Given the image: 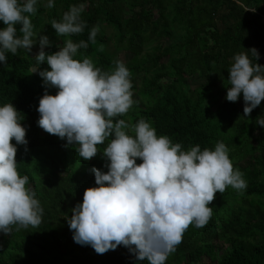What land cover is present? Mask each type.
<instances>
[{
	"label": "trees",
	"instance_id": "16d2710c",
	"mask_svg": "<svg viewBox=\"0 0 264 264\" xmlns=\"http://www.w3.org/2000/svg\"><path fill=\"white\" fill-rule=\"evenodd\" d=\"M80 3H85L84 31L57 36L51 20L62 19L71 5ZM45 5L46 0H38L37 11L27 15L36 33L47 30L42 34L52 43L45 46L46 52L57 51L68 38L88 40L91 28L98 25L95 42L79 49L78 59L88 57L111 72L120 60L111 42L132 54L120 61L130 70L135 104L114 119L134 124L144 118L158 135L181 143L184 150L196 144L201 150L214 149L222 141L234 169L247 182L243 190L229 185L217 192L207 224H190L165 264L182 259L185 264H264V127L255 123L264 116V100L246 117L241 114L242 94L235 102L226 99L235 54L244 52L253 63L264 64V0H126L125 5L119 0H55L53 7ZM242 5L255 10L244 11ZM253 47L258 61L250 51ZM6 56L7 62L0 65V105L11 102L20 111L28 144L27 150L25 145L17 148V167L29 176L44 211L38 226H10L11 233L0 239V264H136L123 245L100 254L75 242L65 218L82 202L85 189L95 185L91 168L107 171L102 151L111 137L94 157L84 160L77 145L65 146L66 140L42 129L37 108L45 87L39 69L33 71L50 66L46 61L39 66L25 49ZM48 91L56 93L55 88Z\"/></svg>",
	"mask_w": 264,
	"mask_h": 264
},
{
	"label": "clouds",
	"instance_id": "9594fccd",
	"mask_svg": "<svg viewBox=\"0 0 264 264\" xmlns=\"http://www.w3.org/2000/svg\"><path fill=\"white\" fill-rule=\"evenodd\" d=\"M37 3L0 0V22L5 25L0 27V65L7 62V52L25 49L32 53L38 42L34 57L39 66L46 61L50 68L33 71L39 69L45 87L37 124L66 140L65 146L77 145L84 160L94 157L101 151L98 146L111 137L102 151L107 171L91 168L95 185L85 189L82 202L65 217L73 239L100 254L123 245L134 254L136 264L145 259L149 264H165L190 224H207L215 194L229 185L243 190L247 182L234 169L222 141L214 149L201 150L196 144L184 150L181 143L158 135L144 118L134 124L114 119L135 104L129 68L117 60L113 71L104 72L90 58H77L79 49L95 42L98 25L91 28L88 40L68 38L57 51L46 52L45 46L52 42L48 35L34 31L27 15L37 11ZM54 3L46 0L45 6L51 8ZM243 7L244 11L255 10ZM84 10L85 3L73 4L62 19H52L57 36L82 33L87 23L81 17ZM250 51L258 61V50L253 47ZM228 71L226 99L235 102L242 94L244 116L248 117L264 100V64L253 63L241 52L234 55ZM49 88L56 93L51 94ZM19 113L11 102L0 105V233L6 235L11 233V225L38 226L44 211L29 176L18 171L17 148L25 145L27 150L28 144ZM255 123L264 127V116Z\"/></svg>",
	"mask_w": 264,
	"mask_h": 264
},
{
	"label": "rangeland",
	"instance_id": "374dc122",
	"mask_svg": "<svg viewBox=\"0 0 264 264\" xmlns=\"http://www.w3.org/2000/svg\"><path fill=\"white\" fill-rule=\"evenodd\" d=\"M125 1L126 0H119V2H121V4L122 5H125ZM125 10L127 11V12H130V10H131V8L130 7H125ZM43 30L44 31H46L47 32V30L45 29V28H43ZM43 30H40L38 33H40V34H42L44 31ZM39 36V35H38ZM157 42H154V44H156ZM111 48H112V50H116L117 52H118V59H120V60H128V59H130V57L132 56V54L131 53H129V52H125V51H122V50H117L116 49V44H115V42H111ZM39 51V46H35L34 48H33V52H32V54L33 55H35L37 52ZM243 109H244V104H243V107H242V109H241V114H243ZM5 234H3V233H0V239L4 236ZM217 252H218V254L220 255L221 253H222V250L220 249V248H218L217 249ZM176 264H185L186 263V261L185 260H179V261H177V262H175ZM64 264V263H63ZM197 264H200V263H197Z\"/></svg>",
	"mask_w": 264,
	"mask_h": 264
}]
</instances>
